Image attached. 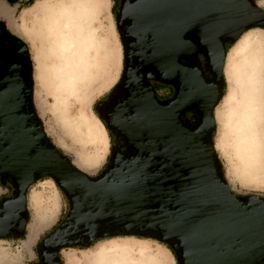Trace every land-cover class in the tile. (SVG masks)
Listing matches in <instances>:
<instances>
[{
  "label": "water",
  "instance_id": "1",
  "mask_svg": "<svg viewBox=\"0 0 264 264\" xmlns=\"http://www.w3.org/2000/svg\"><path fill=\"white\" fill-rule=\"evenodd\" d=\"M137 10L139 26L153 32L159 44L154 54L161 73L169 58L185 53V33L195 31L224 79L227 51L221 40L234 45L247 31L264 28V9L253 0H139ZM194 49L187 43L189 53ZM217 104L189 133L177 124L178 97L170 125H158L155 136L149 128L146 138L131 142L145 159L92 177L59 152L41 122L36 137L25 130L26 118L18 115L11 93L0 107V177L14 180L17 197L1 212L9 218L18 207L26 210L29 188L43 178L63 193L68 214L39 243L38 252L44 251L38 264H63L65 249L143 232L156 234L151 237L169 245L181 264H264V198L239 196L226 181L213 144ZM7 227L6 219L0 221V230Z\"/></svg>",
  "mask_w": 264,
  "mask_h": 264
},
{
  "label": "rangeland",
  "instance_id": "2",
  "mask_svg": "<svg viewBox=\"0 0 264 264\" xmlns=\"http://www.w3.org/2000/svg\"><path fill=\"white\" fill-rule=\"evenodd\" d=\"M254 1L264 9V0ZM112 8L113 0H34L21 7L15 19L16 28L13 27L31 50L34 105L46 137L77 168L92 177L99 176L110 154L109 138L95 107L115 86L123 67L124 50ZM0 14L9 16V11L0 8ZM60 32L70 36L74 43L71 52L64 55L57 44ZM245 34L252 35V43L242 57H235L236 61L264 76V28ZM230 54L233 55V51ZM230 66L231 62L228 63ZM230 77L225 75L224 69L225 95L215 110L213 144L216 155L222 166L221 171L235 194L264 198V106L249 131L256 132L255 138L246 142L243 137L249 132L240 128L239 119L234 123L228 122L227 114L231 107L241 101L240 85L243 86L241 82L240 85L236 83V77ZM230 95H234L238 101H231ZM203 110L206 120L208 109ZM234 110L236 112L237 109ZM254 139L257 155L251 148ZM1 191L3 194L6 192L0 186ZM35 198L40 203L37 204ZM28 203L30 223L27 236L15 242L0 241V264H36L37 258L33 263L29 261L33 257L32 249L36 250L39 243L62 223L69 211L68 201L53 180L34 186L29 192ZM58 219L60 221L57 223ZM33 225L35 230L32 229ZM30 235L34 236L32 240ZM126 244L135 249L123 256L126 264H177L174 255L163 243L135 236L101 240L88 248L65 249L61 252V259L63 264H68L67 257H73L81 264H92L91 259L102 248ZM117 258L111 257V261L104 264H114Z\"/></svg>",
  "mask_w": 264,
  "mask_h": 264
},
{
  "label": "flooded vegetation",
  "instance_id": "3",
  "mask_svg": "<svg viewBox=\"0 0 264 264\" xmlns=\"http://www.w3.org/2000/svg\"><path fill=\"white\" fill-rule=\"evenodd\" d=\"M32 1L34 0H0V8L8 10L10 16L0 14V107L12 93L16 104L19 105L18 115L26 118L25 130L29 131L32 137H36L40 130V120L34 105L33 58L29 45L10 23V19L15 21L21 7ZM138 1L113 0L112 11L123 45L124 58L117 83L95 107L110 144L109 158L99 176L104 171H118L123 165L145 159L146 155L139 154L131 142L146 138L149 128L155 136L158 125H170L172 105L178 97L182 109L175 113L177 124L189 133H194L201 125L203 109L209 110L216 100L218 106L225 89V78H219L214 65L210 63L208 52L198 43L195 31L185 33V53L174 60L169 58L164 73H161L159 57L154 54L159 44L153 32L139 26L141 16L137 13ZM11 9L14 12L11 13ZM187 43L194 45L195 49L191 53L187 50ZM221 43L228 56L231 44L225 39H222ZM217 106L213 109L214 116ZM32 115H36L37 119ZM211 133L212 131L207 133L205 141H209ZM42 145H48V142L44 141ZM46 180L52 179L37 180L29 188L26 210L22 211L18 207L11 211L10 217L7 218L8 214L1 211L6 204L16 199L17 188L10 176L2 174L0 186L6 192L0 196V221L6 219L8 227L0 230V234L5 235L0 241L15 242L27 236L30 223L29 192ZM25 222L27 224L23 229ZM22 235L24 237H21ZM142 235L135 237L156 240L151 237L156 234L151 232H143ZM164 245L174 255L176 263L181 264L171 247ZM38 248L39 245L35 250L38 259L36 264L39 263L40 253L44 251L40 247L38 252Z\"/></svg>",
  "mask_w": 264,
  "mask_h": 264
},
{
  "label": "bare ground",
  "instance_id": "4",
  "mask_svg": "<svg viewBox=\"0 0 264 264\" xmlns=\"http://www.w3.org/2000/svg\"><path fill=\"white\" fill-rule=\"evenodd\" d=\"M78 1V0H76ZM90 1V0H88ZM83 2V1H82ZM87 2V1H86ZM89 3V2H88ZM94 3V2H93ZM90 4V3H89ZM99 4V3H98ZM92 5V4H91ZM72 6V5H71ZM85 6V5H84ZM83 6V7H84ZM95 6V5H94ZM79 8V7H78ZM82 8V7H81ZM66 9V8H65ZM84 9V8H83ZM91 9V8H90ZM89 10V9H88ZM71 11V10H70ZM84 12V11H83ZM67 13V12H66ZM65 13V14H66ZM78 13H80L78 11ZM90 13V12H88ZM82 14V13H81ZM64 15V14H61ZM73 15V14H71ZM95 15V14H94ZM67 16V14H66ZM65 16V17H66ZM80 16V15H79ZM83 16V15H82ZM88 16V15H87ZM86 16V17H87ZM90 16V15H89ZM57 17V16H56ZM64 17V16H63ZM59 18V17H58ZM88 18V17H87ZM86 19V18H85ZM72 20V19H71ZM55 21H57L55 19ZM54 21V23H55ZM88 21V20H87ZM74 22V21H73ZM78 22V21H77ZM80 22V21H79ZM92 22V21H91ZM71 23V22H70ZM82 23V22H81ZM58 24V23H57ZM76 24V23H75ZM84 24V23H83ZM77 25V24H76ZM67 26V25H66ZM69 27V26H68ZM77 27V26H76ZM83 28V27H82ZM56 27H55V31H56ZM53 31V32H55ZM85 32V31H84ZM57 32H55L56 34ZM89 34V33H88ZM84 36V35H82ZM86 36V35H85ZM90 36V35H89ZM92 36V35H91ZM87 37V36H86ZM58 49L59 51H61V54L64 55L65 53L71 52V49L74 47V43L71 41V37L67 36L65 33H59L58 34ZM81 40V39H80ZM82 41V40H81ZM85 43V42H84ZM89 43V42H87ZM94 43V42H93ZM252 43V35H247L244 34L239 40L238 42L232 47V49L230 50L233 51V55L230 54L228 55L227 58V66L225 67V75L227 77H229V79L231 78L230 76H234L236 77V83H238L240 85V82L243 86L240 85V88L242 90H240V96H241V100L240 102L238 100L235 99L236 94L234 95H230L231 97V101H238V103L236 104V106H234L233 108L231 107V110H229L230 112L227 114L228 117V122L232 121L233 123L235 122V120L238 118L240 121V128H245V130H247L248 132L251 129V126L255 123L257 117L263 112L262 106H264V92L262 91L264 89V76H260L259 73H256L252 70H249L248 67L245 66L244 63L236 61V56H241L245 54L247 48L250 46V44ZM252 47V46H251ZM87 49V48H86ZM249 49V48H248ZM84 50V49H83ZM89 51V50H88ZM107 51V50H106ZM74 52V50H73ZM253 54V53H252ZM231 55V56H230ZM244 58V57H243ZM247 59V58H246ZM262 59V58H261ZM89 61V60H88ZM231 62V66L230 68L228 67V63ZM258 62V61H257ZM69 63V62H68ZM250 64V63H249ZM264 64V63H263ZM86 65V64H85ZM214 67L215 64L213 63ZM258 67V66H257ZM216 68V67H215ZM85 72V71H84ZM64 73V72H63ZM261 73V72H260ZM66 74V73H65ZM56 76V75H55ZM61 76V75H60ZM57 77V76H56ZM60 85V84H59ZM231 90V89H230ZM236 91V89H235ZM231 93V92H230ZM235 93V92H234ZM241 104V108H239L240 110H238V106ZM234 109H237L236 112ZM235 117V119H233ZM262 118V117H261ZM233 119V120H232ZM224 121V120H223ZM227 123V122H226ZM88 124V123H87ZM231 124V123H230ZM89 127L91 125H88ZM231 126V125H229ZM254 126V125H253ZM234 127V126H233ZM88 128V127H87ZM97 130V129H96ZM239 129H237L238 131ZM221 131V130H220ZM258 131V130H257ZM240 132V131H239ZM261 132V131H260ZM232 133V132H231ZM254 131H252L251 133L249 132L248 134H245L244 140H246V142L249 139H253L255 138L254 136ZM258 133V132H257ZM233 135V134H232ZM239 136V135H237ZM262 137V136H261ZM246 138V139H245ZM92 139V138H91ZM237 142V141H236ZM258 142V141H257ZM220 143V142H219ZM255 139H254V143L251 144V148H253L252 150L255 152L254 150L256 148L255 145ZM263 143V142H262ZM241 145V144H240ZM242 146V145H241ZM240 146V147H241ZM220 148V147H219ZM247 148H249L247 146ZM240 152V151H239ZM235 154V153H234ZM259 154V153H257ZM256 154V155H257ZM254 156V154L252 155ZM244 157V156H243ZM248 159V158H247ZM250 159V158H249ZM100 162V161H99ZM84 163V162H83ZM248 165V164H247ZM86 167V166H85ZM263 174V173H262ZM260 175V174H259ZM263 179V178H262ZM256 180V179H255ZM34 201L38 204L40 203L39 200H37L36 198L34 199ZM34 209V208H33ZM36 211V210H34ZM38 217V216H37ZM45 216H42V218H44ZM36 218V217H35ZM41 218V217H40ZM38 219V218H37ZM35 219V220H37ZM43 220V219H42ZM137 247V246H136ZM141 250H143L142 248H139ZM135 249L133 248L132 245H113L110 248H102L98 253H96L93 258L91 259L92 264H101V263H105L108 260L111 261V257H118L115 261H118V264H126L125 261V257L128 253L134 251ZM154 252V251H153ZM66 257V256H65ZM67 261L68 264H81L79 261H76L73 259V257H67ZM115 262V263H116ZM114 263V264H115ZM67 264V263H66Z\"/></svg>",
  "mask_w": 264,
  "mask_h": 264
},
{
  "label": "crops",
  "instance_id": "5",
  "mask_svg": "<svg viewBox=\"0 0 264 264\" xmlns=\"http://www.w3.org/2000/svg\"><path fill=\"white\" fill-rule=\"evenodd\" d=\"M9 10H10V9H9ZM10 12L12 13V12H14V10L11 9ZM9 17H10V16H9ZM10 21H11L10 23H11L12 27L16 28V23H15V21H13L12 19H10ZM2 194H3V191L0 192V195H2ZM59 221H60V220L58 219V220H57V223H58ZM32 229L35 230V225L32 226ZM29 237H30L31 240L34 238L33 235H30ZM38 237H39V236H38ZM32 255H33V257L29 259V261H30L31 263H33L34 260L36 259V254H35V251H34L33 249H32Z\"/></svg>",
  "mask_w": 264,
  "mask_h": 264
},
{
  "label": "trees",
  "instance_id": "6",
  "mask_svg": "<svg viewBox=\"0 0 264 264\" xmlns=\"http://www.w3.org/2000/svg\"><path fill=\"white\" fill-rule=\"evenodd\" d=\"M234 45H235V44H234ZM234 45H231V46L228 48V53H229V51L232 49V47H233ZM224 90H225V89H224ZM224 95H225V91H224ZM224 95H223V96H224ZM59 152L62 153L60 150H59ZM98 242H99V241H98ZM96 243H97V242H96ZM94 244H95V243H94ZM94 244H93V245H94ZM93 245H92V246H93ZM75 249H81V248H75Z\"/></svg>",
  "mask_w": 264,
  "mask_h": 264
}]
</instances>
